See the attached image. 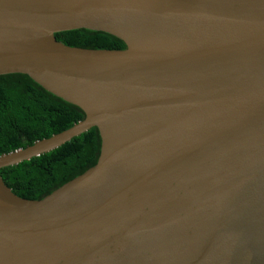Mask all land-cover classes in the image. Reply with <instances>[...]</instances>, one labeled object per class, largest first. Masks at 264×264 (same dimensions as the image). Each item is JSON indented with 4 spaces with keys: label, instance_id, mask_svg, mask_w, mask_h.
I'll return each instance as SVG.
<instances>
[{
    "label": "water",
    "instance_id": "95a60500",
    "mask_svg": "<svg viewBox=\"0 0 264 264\" xmlns=\"http://www.w3.org/2000/svg\"><path fill=\"white\" fill-rule=\"evenodd\" d=\"M6 74L85 117L0 169L92 127L100 152L39 200L0 176V264H264V0H0Z\"/></svg>",
    "mask_w": 264,
    "mask_h": 264
},
{
    "label": "trees",
    "instance_id": "16d2710c",
    "mask_svg": "<svg viewBox=\"0 0 264 264\" xmlns=\"http://www.w3.org/2000/svg\"><path fill=\"white\" fill-rule=\"evenodd\" d=\"M54 36L70 47L125 48L121 40L100 31L77 29ZM84 117L80 108L52 95L27 75H0V155L60 133ZM99 152V133L92 127L51 152L0 169V176L16 196L39 200L92 167Z\"/></svg>",
    "mask_w": 264,
    "mask_h": 264
}]
</instances>
